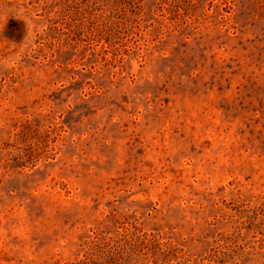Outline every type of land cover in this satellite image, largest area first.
<instances>
[{
    "label": "rangeland",
    "instance_id": "1",
    "mask_svg": "<svg viewBox=\"0 0 264 264\" xmlns=\"http://www.w3.org/2000/svg\"><path fill=\"white\" fill-rule=\"evenodd\" d=\"M0 264H264V0H0Z\"/></svg>",
    "mask_w": 264,
    "mask_h": 264
}]
</instances>
